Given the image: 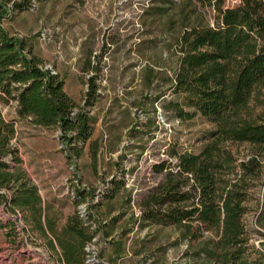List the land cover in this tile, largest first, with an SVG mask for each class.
I'll use <instances>...</instances> for the list:
<instances>
[{"label":"rangeland","instance_id":"rangeland-1","mask_svg":"<svg viewBox=\"0 0 264 264\" xmlns=\"http://www.w3.org/2000/svg\"><path fill=\"white\" fill-rule=\"evenodd\" d=\"M186 4L45 0L3 20L12 37L32 45L45 70L59 75L77 104L72 116L83 112L90 133L85 140L68 134L76 138L68 141L60 128L20 118L17 102L1 106L4 118L15 124L12 147L20 162L14 155L0 160L5 165L0 168V264H67L59 238L78 244V264H195L201 242L147 220L142 206L174 169L177 155L200 154L216 130L200 114L181 121L170 105L178 98L171 81L176 36L192 17ZM240 5L241 0H225L226 8ZM197 9L205 23L215 25L212 7L197 4ZM94 87L97 92L89 97ZM261 100L263 105L251 106L264 117V95ZM228 145L240 161L249 158L250 145ZM9 173L14 178L6 186ZM31 188L39 199L26 203L21 190ZM253 194L244 221L253 230L252 243L264 250V230L256 224L260 187ZM74 216L90 237L82 251L79 236L66 231Z\"/></svg>","mask_w":264,"mask_h":264},{"label":"trees","instance_id":"trees-1","mask_svg":"<svg viewBox=\"0 0 264 264\" xmlns=\"http://www.w3.org/2000/svg\"><path fill=\"white\" fill-rule=\"evenodd\" d=\"M43 1L0 0V160L14 155L20 162L12 147L15 124L6 120L1 110L11 102H17L20 118H31L43 128H60L68 141L85 140L90 133L83 112L72 116L77 104L64 91L59 75L45 70L33 55L32 45L12 37L3 26L11 14ZM184 1L195 19L185 18L176 36L177 60L171 81L178 98L170 105L181 121L200 114L214 123L216 130L200 154L177 155L174 169L144 201L145 218L201 242L195 264H264V250L252 243L253 230L244 221L248 205L255 199L253 191L260 187L263 199L259 200L256 224L264 230V117L251 106L252 102L263 105L264 1L241 0L236 8H226L225 0ZM197 4L214 9V26L200 18ZM96 92L94 87L88 96ZM234 143L252 147L247 160L237 158L228 145ZM13 178L12 173L6 174L4 185ZM21 192L20 199L26 203L39 199L33 188ZM80 224L77 216L71 217L66 231L79 236L82 251L90 237L84 236ZM58 241L66 263H80L78 244Z\"/></svg>","mask_w":264,"mask_h":264}]
</instances>
